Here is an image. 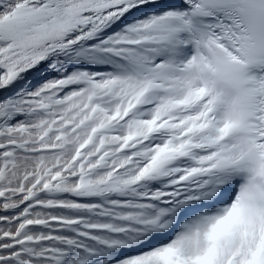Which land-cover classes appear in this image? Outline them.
<instances>
[{
    "label": "snow or ice",
    "instance_id": "obj_1",
    "mask_svg": "<svg viewBox=\"0 0 264 264\" xmlns=\"http://www.w3.org/2000/svg\"><path fill=\"white\" fill-rule=\"evenodd\" d=\"M0 264H264V0H0Z\"/></svg>",
    "mask_w": 264,
    "mask_h": 264
}]
</instances>
